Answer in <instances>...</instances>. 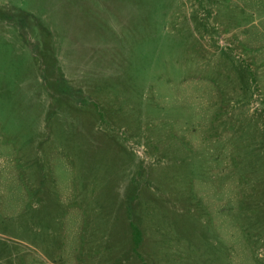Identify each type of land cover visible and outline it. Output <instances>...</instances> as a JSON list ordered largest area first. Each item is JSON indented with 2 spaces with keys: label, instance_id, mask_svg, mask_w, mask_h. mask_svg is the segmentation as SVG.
<instances>
[{
  "label": "rangeland",
  "instance_id": "374dc122",
  "mask_svg": "<svg viewBox=\"0 0 264 264\" xmlns=\"http://www.w3.org/2000/svg\"><path fill=\"white\" fill-rule=\"evenodd\" d=\"M0 264H264V0H0Z\"/></svg>",
  "mask_w": 264,
  "mask_h": 264
},
{
  "label": "trees",
  "instance_id": "16d2710c",
  "mask_svg": "<svg viewBox=\"0 0 264 264\" xmlns=\"http://www.w3.org/2000/svg\"><path fill=\"white\" fill-rule=\"evenodd\" d=\"M133 228L135 229V237H136L137 244L139 245L141 242V231L135 225H133Z\"/></svg>",
  "mask_w": 264,
  "mask_h": 264
}]
</instances>
